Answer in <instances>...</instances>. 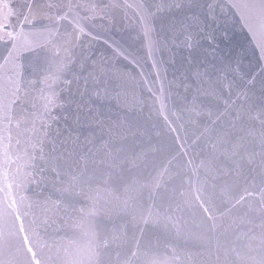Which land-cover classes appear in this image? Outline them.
Segmentation results:
<instances>
[{"label": "snow or ice", "instance_id": "snow-or-ice-1", "mask_svg": "<svg viewBox=\"0 0 264 264\" xmlns=\"http://www.w3.org/2000/svg\"><path fill=\"white\" fill-rule=\"evenodd\" d=\"M117 8L134 9L156 69L140 73L155 98L146 118L112 87L126 75L113 58L139 61L116 41L104 40L111 54L99 59L91 41L83 47L82 37L98 39L88 22ZM224 8L264 61V0H0V264H158L143 241L152 228L207 240L209 264H264V68L240 75L220 48ZM157 51L172 64L179 55L167 88ZM53 60L55 78L67 71L77 84L64 101L50 76L34 95L25 75ZM257 83L261 103H241ZM113 103L123 118L107 110ZM45 173L88 206L33 199L29 186ZM97 217L112 228L101 233ZM57 223L74 230L69 246L47 239ZM188 224L197 232L185 233ZM78 234L89 242L73 252Z\"/></svg>", "mask_w": 264, "mask_h": 264}, {"label": "water", "instance_id": "water-1", "mask_svg": "<svg viewBox=\"0 0 264 264\" xmlns=\"http://www.w3.org/2000/svg\"><path fill=\"white\" fill-rule=\"evenodd\" d=\"M107 2V0H105ZM121 3L124 0H120ZM129 2H135V0H129ZM199 3H205L206 0H197ZM213 3L223 8L224 0H213ZM127 13V16H125ZM137 16L132 8H117L113 10L110 16L101 19L96 18L93 21L88 22V28L91 31V35H95L98 39L92 41L91 36L82 37L84 41L83 47L85 50L89 47V41H91V48L95 52L96 58L100 56L111 54V50L104 43L105 39L109 42L116 41L120 43L131 54V57H135L139 61V64L129 62L120 58L119 60L113 58L112 64L120 70L121 73L126 74L125 80L120 82H113L112 87L116 88L122 93V99L128 105L137 104L139 109L143 110V116H148L149 110L154 101V97L147 91L145 87L141 86L140 73H149L151 77L156 74V69L152 68L153 60L149 59V48L142 43L141 38L137 35L136 21ZM215 35L220 42V48L223 51L229 52L238 61V68L240 75L246 73L259 74L261 69L264 68V61L259 60L258 49L255 48L250 34L242 26V22L239 17L232 11L224 8L222 14H219L217 20ZM77 54L80 52V48L76 49ZM155 59L160 61L159 71L162 77H164L165 87H168V82L174 79V72L178 67L179 55H177V63H168L169 53L157 51L155 53ZM234 66H236L234 64ZM56 67L55 61H52V66L48 64H42L35 72L29 70L25 73L27 80L33 81L32 92L38 94L39 89L47 88V85L43 83L46 76L51 77L52 90L55 91L61 101H64L69 96V90L73 93L76 91V83H66V80H72V74L70 72H63L59 74V79L55 78ZM229 79L231 77L229 76ZM159 87V82L157 83ZM175 93V86H173V98ZM261 90L259 83L256 87L248 93L247 97H241V103L247 101L249 104L259 105L261 103ZM107 108V105H105ZM111 115H119L123 118L126 109H120L113 106L107 109ZM138 111V109H134ZM53 113L57 115V119L62 114L60 109H54ZM131 114V113H130ZM156 122L153 116V121ZM63 126V121H60V125ZM56 127V125H54ZM48 177L47 181L37 185H30V192L28 195L33 199H40L41 197L47 198L49 201H57L67 206L68 202L76 201V207H87L89 202L82 198L75 197L71 192H65L61 194L56 191L51 181V173H45ZM39 179V176L37 177ZM100 225V231L111 229L113 222L108 219L97 217ZM115 224L119 225L121 221L119 219L114 220ZM141 227H144L141 225ZM59 223L52 225L48 228L47 239L49 242L56 241L65 246H69V237L74 230H60ZM59 230V231H58ZM185 233H195L197 229L194 225L188 224L184 228ZM68 232V235H65ZM139 235V233H137ZM63 237V239H61ZM143 241L146 246L150 248V255L158 262V264H209V242L207 240L192 239L188 235H176L172 230H166L163 228H152L147 230L143 235ZM88 237L78 234L75 238L74 246L71 247L73 252L83 250L88 245ZM115 255V253H112ZM256 255V253H252Z\"/></svg>", "mask_w": 264, "mask_h": 264}]
</instances>
